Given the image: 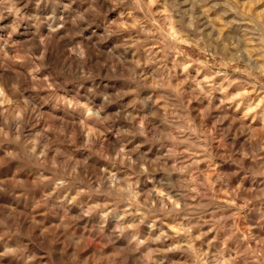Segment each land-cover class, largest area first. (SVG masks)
<instances>
[{"label": "clouds", "instance_id": "clouds-1", "mask_svg": "<svg viewBox=\"0 0 264 264\" xmlns=\"http://www.w3.org/2000/svg\"><path fill=\"white\" fill-rule=\"evenodd\" d=\"M0 264H264V0H0Z\"/></svg>", "mask_w": 264, "mask_h": 264}]
</instances>
